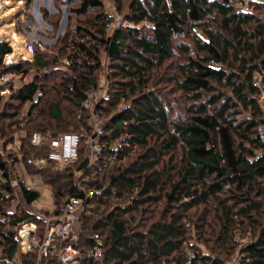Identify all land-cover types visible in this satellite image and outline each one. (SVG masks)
<instances>
[{
    "label": "trees",
    "instance_id": "1",
    "mask_svg": "<svg viewBox=\"0 0 264 264\" xmlns=\"http://www.w3.org/2000/svg\"><path fill=\"white\" fill-rule=\"evenodd\" d=\"M60 1L56 0L58 12H45L44 20L53 27L49 36H56L62 5H67L68 28L54 45L36 49L32 63L6 66L4 59L13 49L0 41V77L14 75L23 82L18 89L13 83L0 85L11 92L12 106L18 104L12 115L0 112V187L5 191L0 208L8 194L14 196L6 156L12 163L22 160L53 192L54 211L44 212L46 216L60 215L64 204L81 197L77 176L87 192H94L81 217V264H226L239 228L251 235L239 250L241 264H264V0H132L123 13L126 24L112 36L107 25L113 16L102 0H69L78 4L77 9ZM115 1L121 13L123 2ZM239 4L249 9L242 11ZM90 13L93 19L85 25L72 26L73 15L85 18ZM22 20H15L19 32ZM186 34H192L191 45H176L175 39ZM178 52L185 57L172 82L194 104L189 120L181 123L170 121L167 105L155 89ZM106 72L107 97L97 107L104 125L101 153L90 165L85 150L91 133L89 114L81 104ZM31 74L32 80L25 82ZM257 74L263 87L254 80ZM246 111L249 116L240 120ZM2 116L10 119L8 123L1 125ZM35 133L84 135L79 159L64 166L49 161V146L32 143ZM17 138L19 153L6 151ZM180 148L186 157L174 181L171 168L162 163ZM133 154L137 159L127 165ZM42 160L43 165L36 164ZM18 185L27 204L39 200V192ZM162 202L156 222L135 224L148 229L133 232L129 224L134 221L124 218L136 212L153 218L151 207L160 208ZM201 208L203 214L197 217ZM28 221L38 223L43 237L45 222L21 211L10 226H0V264L16 254L15 227ZM192 226L197 240L208 246L207 254L194 247L183 251ZM96 234L105 248L100 262L86 253ZM36 261L37 253L24 257L25 264ZM45 264H58L56 251Z\"/></svg>",
    "mask_w": 264,
    "mask_h": 264
},
{
    "label": "built area",
    "instance_id": "2",
    "mask_svg": "<svg viewBox=\"0 0 264 264\" xmlns=\"http://www.w3.org/2000/svg\"><path fill=\"white\" fill-rule=\"evenodd\" d=\"M0 1L3 2V0ZM19 1L22 5V9L20 11L22 12V15L19 16L24 19L25 16H28L26 15L28 13L31 14L35 20L32 16L31 22H24V20H22L21 26L25 25L26 27L22 32L18 31L17 25L15 23L14 32L25 44L26 48L33 53V59L26 62H16L14 64H11L10 62H8V55H6L4 64L8 67H13L16 64L32 63L35 60V50L37 49L44 51L48 46L54 45L59 39L63 28L65 27V24H61V30L59 29L60 32L57 37L50 38L48 35L53 32V27L46 22H41V19H44V14L40 17L35 0H32L30 4H27L23 0ZM47 2L52 9L51 12H48L49 15L56 14L58 12V10L56 9V0H47ZM241 5V10L246 11V5ZM62 10L65 13L63 20L67 21L65 6H62ZM38 21L42 23L45 28L34 27L33 23L37 24ZM125 24L126 22L123 16L113 15L112 22L107 25L108 34L112 36L116 30L123 27ZM32 30H34V32H32ZM1 40L3 39L0 36V41ZM68 64L69 62L66 61V65ZM12 76L14 75H3L2 77H0V85H7L10 83L14 84ZM17 78L20 80L19 77ZM7 92H9V90ZM106 97L107 72L106 74L102 75L98 86L92 88L88 92L86 99L81 104L82 110L89 114V127L91 128V133L88 135L87 147L85 150L86 155L89 158L90 165L96 163L101 153L100 140L104 134V125L103 120L99 112L97 111V107ZM261 131L262 133L264 132L263 127L261 128ZM83 136L78 133H64L59 135L58 137H54L50 133H47L45 135L35 133L33 134L31 141L34 145L37 146L47 144L50 149L48 160L53 163L59 164L60 166H64L75 163L79 159V150L82 145ZM19 142V140H16L15 142L8 144L6 151H12L15 154H18L21 145L19 144ZM1 146L2 145L0 144V149L3 150ZM4 159L9 162L10 168L8 174L13 186L14 196L8 194V198L1 203L0 226L3 224L10 226V223L14 221L15 218L21 216V211H25L27 213L34 214L37 218H41L45 222V229L44 235L42 237L40 235V228L37 222L28 221L22 224H18L15 227L16 234L13 237V240L16 243L17 247L16 254L12 257L2 258L1 262H3L4 264H25L24 257L28 258L30 255L37 253L36 264H45L49 259L51 251L54 250L56 251L58 264H81L83 254L77 247V243L80 240L81 233V217L85 212L87 202L94 196V192H87L79 184L77 176L76 184L79 192L81 193V197L74 198L68 203L64 204L62 207V213L60 215L46 216L44 212H49L50 214L53 213V203L51 210H44L40 207H37L36 202L38 200L33 202V204L31 205L27 204L22 197L21 190L18 185V182L22 183L27 187V189L40 193L42 186H44L42 177L40 175H31L25 163L20 159L16 160L14 163H12L13 161L8 160L6 156H4ZM44 163L45 161L43 160L36 161L37 165H43ZM31 177H34L36 179V183L28 187L26 185V180ZM3 179V171L0 169V184L2 183ZM0 194H5V191L1 187ZM93 241L94 245L86 251L87 257L93 259L95 262H100L103 260L105 255L104 242L98 234L93 236ZM226 264H241V259L237 255L229 260Z\"/></svg>",
    "mask_w": 264,
    "mask_h": 264
},
{
    "label": "rangeland",
    "instance_id": "3",
    "mask_svg": "<svg viewBox=\"0 0 264 264\" xmlns=\"http://www.w3.org/2000/svg\"><path fill=\"white\" fill-rule=\"evenodd\" d=\"M63 1L64 0L60 1V3ZM66 1L70 2L69 0H66ZM131 1L132 0H122L123 9L120 11L121 13H118L115 10V6H114L116 4L115 0H102V3L104 4V9L110 15H112V16L113 15L123 16V13H126L127 7ZM31 2H32V0H31ZM0 3H1V6H0L1 7L0 8V10H1L0 11V36H1V38L3 40L7 41V43L13 47V53L18 54V55H21V54L25 55L23 62L32 60L33 59V53L26 48L25 44L21 41V39L14 32V24H15V20H16L15 17L22 15V12H20L22 9V5H21L20 1L19 0H5L4 1L3 0V2L0 1ZM35 3L37 6V9L39 11L40 17H41V15L44 14V12H51L52 11L47 0H35ZM239 5H240L239 7L241 9L242 5L241 4H239ZM62 6H65L66 13H67V5H62ZM70 7L73 9H77L78 4L75 3V1L73 3L70 2ZM246 9L248 10L249 8L246 6ZM53 11H54V9H53ZM61 11H62V18L60 19L59 25L61 26V24H63V25L65 24V27L63 28V31H64V30H66V28H68L67 27L68 21L63 20L65 13L63 10H61ZM256 13H258L259 15L263 14L262 11L261 12L257 11ZM26 15H28V18L26 20V16H25V19H23L24 22H26V21L31 22L33 16L31 14H28V13ZM92 16H93V13H90L85 18H83V17L82 18H76V16L73 15V18L70 20H72V26L75 27L77 24L85 25L84 23L87 19H93ZM33 19H34V17H33ZM41 22L45 23V20L41 19ZM50 23H53V22H50ZM33 26L38 27V28H45V26L42 23H40L39 21L37 24L33 23ZM24 28H26L25 25L24 26L22 25L20 27V29H22V31H24ZM60 30L56 32L57 35L59 34ZM32 32H34V30H32ZM62 32H61V34H62ZM57 35L53 36V34H52V36H49V37L50 38H56ZM191 35L186 34V36L177 37L175 39V44L178 45L180 43H189L191 45V37H192ZM30 55H32V56H30ZM184 57L185 56L182 53L178 52L177 55L175 56V58L172 60V62H169L166 64V66L164 67V73L162 75L164 77V82L161 84H158L157 87L155 88L156 92L158 94H160V96L162 97V99L165 101V103L167 105L170 121H173L176 123L188 121L190 118V115H191L190 111H189L190 107H192L194 105L192 103L193 100L189 99L188 95H185L182 92H180L177 89L178 87L175 86V83L172 82V79L177 77L179 74L178 68H179V65L181 64V62L183 61ZM32 78H33V74H31L28 77L29 80L26 79L25 82L32 80ZM12 79H13L14 84L11 86H13L14 89H18L23 85V82L20 81L17 77L12 76ZM254 80L257 84H259L263 87V85L261 83V76L259 74L254 76ZM220 90L223 91L224 94L231 93L230 89H220ZM7 91H8L7 87L0 86V94H1V96H0V98H1L0 99L1 100L0 112L2 111V114L5 113L6 115H12L16 111L18 104L16 103L15 106H12L13 98H12L11 92H7ZM261 93L264 94L263 88L261 90ZM249 96L252 97V95H249ZM230 97H232V95H230ZM255 98L257 99V101L259 103H262L263 97H261V95H257V96H255ZM235 108H240V105L235 103ZM27 110H28V106L24 108V111H27ZM246 116H249V112H247V111L243 112V114L241 116H239V119L242 120ZM9 120L10 119L7 116H2L1 125H2V122L8 123ZM15 120H17V119H14L13 121H15ZM261 135H263L262 137H263V141H264V132L261 133ZM0 144L2 145L1 147L3 148L2 141H0ZM19 144H21V142H19ZM5 149L7 150V146ZM258 153L260 155L262 153V151L258 152ZM137 154H133L130 157V159L126 161V164L128 165L129 163L134 161L133 159H137L136 158ZM133 156L135 158H132ZM185 157L186 156H185L183 149L180 148L177 152H174L170 156H167L166 158H164L162 165H164L165 167L171 168L170 169L171 170L170 175H171L172 180L176 181L178 179V177H179L178 173L180 171V168L184 165ZM165 181H167V179ZM34 183H36V179L34 177H31L28 180H26V185L28 187L32 186ZM169 190H170L169 184H167L165 191H169ZM53 201H54L53 192L50 189H47L44 186H42V189L40 190V199L36 202V206L40 207L44 210H51ZM158 206H160V208H158L156 205H153L150 209V211L153 212V215H154L153 218L149 219V217H151L150 214L140 215V213L136 212V213H132V214L126 216L124 219L127 220V219L131 218L134 221V224H129V225H131L130 227L133 228V232L147 231L148 228L145 227L144 229H142V228L137 227V225H135V224H138V225L139 224H142V225L147 224L148 226H150L153 223H155L161 214L160 209L163 206V202L161 204H159ZM202 214H203V209L201 208V212L197 215V217H200ZM130 227H128L129 231H131ZM250 240H251V235L249 234V231L245 232L239 228L238 231L236 232V234L232 238L231 246H233V242H234V246H233V251H232V253L228 259H230V258L232 259L233 257L239 255L240 248L243 245H245L247 242H249ZM188 247H192V248L194 247L195 250L203 251V253H205V254H207L209 251L207 245H205L204 243L197 240V232L194 229V227L190 230V233L187 235V240H186L185 247H184L183 251H186V249H188ZM188 251L191 254L193 252V249H191V250L189 249Z\"/></svg>",
    "mask_w": 264,
    "mask_h": 264
},
{
    "label": "bare ground",
    "instance_id": "4",
    "mask_svg": "<svg viewBox=\"0 0 264 264\" xmlns=\"http://www.w3.org/2000/svg\"><path fill=\"white\" fill-rule=\"evenodd\" d=\"M30 56H32V55H30ZM24 58H25L24 54L18 55V54L13 53L12 55L8 56V62H10L11 64H14L16 62H23Z\"/></svg>",
    "mask_w": 264,
    "mask_h": 264
},
{
    "label": "water",
    "instance_id": "5",
    "mask_svg": "<svg viewBox=\"0 0 264 264\" xmlns=\"http://www.w3.org/2000/svg\"><path fill=\"white\" fill-rule=\"evenodd\" d=\"M1 41H3V40H1Z\"/></svg>",
    "mask_w": 264,
    "mask_h": 264
}]
</instances>
